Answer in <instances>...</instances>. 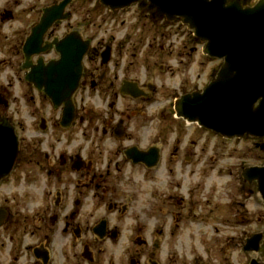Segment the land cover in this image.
Wrapping results in <instances>:
<instances>
[{
	"label": "clouds",
	"instance_id": "9594fccd",
	"mask_svg": "<svg viewBox=\"0 0 264 264\" xmlns=\"http://www.w3.org/2000/svg\"><path fill=\"white\" fill-rule=\"evenodd\" d=\"M138 2L144 4L142 9L153 8V0ZM34 3L31 0L25 7ZM62 3L64 0H48L41 5L40 21L45 9ZM233 3L245 12L255 9L261 0H255L253 6L248 0H222L221 7L229 9ZM8 6L9 0H0V9ZM128 17L127 26H106L87 38L100 42L112 37L118 47L124 42L127 48L106 68L98 64L92 69L94 79L108 78L111 73L110 84L115 87L81 91L80 114L88 120L74 130H61L66 128L61 101L55 103L44 85L28 86L27 77L37 62L25 55L22 62L13 64L7 54H0V98L8 97L0 103L4 107L0 128L11 129L14 138V129L19 128L25 148L46 157L38 168L23 170L20 166L10 179L0 176V208H12L29 222L18 234L4 231L0 235V264H264V251L245 253L242 247L248 239L246 233L253 230L261 232L258 247L264 243V225L257 223L264 221L261 178H253L256 188L252 189V179L244 175L242 156L223 153L215 137L194 132L191 124L162 118L173 94L183 92L189 84L196 87L198 70L181 71L175 59L153 58L148 49L150 36L140 46L139 58L133 60L127 51L135 41L126 37L139 17L135 11ZM64 20L53 21L60 27ZM2 27L15 39L26 26L17 19ZM85 30L84 24L73 27L64 22L60 38H41L40 47L54 48L59 62L57 44L71 33L79 36ZM26 63L30 66L25 67ZM165 63L170 67L165 69ZM157 67L160 71L154 70ZM220 69L201 91L191 94L203 95ZM126 82L134 84L139 95L124 92ZM71 95L62 100L64 106ZM256 99L260 107L264 95ZM259 107L251 104L252 111ZM186 121H198L197 129L202 125L198 118L186 117ZM117 128L120 135L115 134ZM132 149L140 154L154 150V162L131 158L128 152ZM77 160L79 168L73 166ZM208 200L223 210L218 216L210 215ZM242 210L253 223L226 228L225 217L234 220ZM101 223L102 234L95 230ZM138 239L145 242L141 249L135 247ZM37 249L47 254L46 260L35 255Z\"/></svg>",
	"mask_w": 264,
	"mask_h": 264
},
{
	"label": "water",
	"instance_id": "95a60500",
	"mask_svg": "<svg viewBox=\"0 0 264 264\" xmlns=\"http://www.w3.org/2000/svg\"><path fill=\"white\" fill-rule=\"evenodd\" d=\"M98 1L110 10L139 3L138 0ZM69 2L65 0L59 6L44 10L41 21L31 29L23 44L24 56L30 55L31 58L45 52L46 49L40 47L41 38L55 23L53 20L68 18L64 10ZM221 4L222 0H213L211 4L205 3V0H153L150 5L153 8L145 9L153 10L155 19L165 18L168 22L181 20L194 31L196 41L205 43V54L223 60L226 58L218 78L210 82L203 95L185 94L179 101L176 100L177 110L176 102L174 109L177 117L185 120L186 117L198 118L201 127L224 137H264V102L255 111L251 109V104L255 106L258 101L256 97L264 95V0L255 9L245 12H240L235 3L229 9H223ZM140 6L144 7V4L139 5L142 9ZM79 36L75 32L66 36L56 46L61 53V60L49 61L46 63L48 66L44 67L40 58L27 77L37 87L44 85L55 103L61 101L59 106L64 107L66 126L73 118L72 96L78 88L82 59L90 45V42L83 41ZM109 52L106 53L107 57ZM24 66L30 65L26 63ZM71 92V99L64 106L62 100ZM17 154L16 136H12L11 129L0 128V176L9 173ZM152 154L150 157L154 162L155 151ZM244 175L252 182L255 181L254 177L259 176L261 189L264 190V166L246 168ZM259 239L260 235L247 239L244 250H257L258 245L255 244H258ZM252 264L258 263L253 261Z\"/></svg>",
	"mask_w": 264,
	"mask_h": 264
},
{
	"label": "rangeland",
	"instance_id": "374dc122",
	"mask_svg": "<svg viewBox=\"0 0 264 264\" xmlns=\"http://www.w3.org/2000/svg\"><path fill=\"white\" fill-rule=\"evenodd\" d=\"M47 2L48 0H35L33 6L25 7V5L31 3V0L21 1V6L16 9L17 12H15L16 16L14 20H12L11 22H5L13 23L17 19H20L25 23V31L18 35L15 39L6 34L3 31L2 25H0V54H7L11 58L13 64L17 63V61H23L21 44L23 43L25 37L28 35L30 28L34 25V23H36L38 18V15H35L33 10H39L41 8L40 6L46 4ZM252 2H255V0H249V4H251ZM133 11L138 13L139 19L135 24L131 25V33L128 37H126V40L135 41L131 48L128 49L127 54L133 60L138 59L141 51L140 46L143 44L144 40L150 36L151 42L148 44V49L150 50V54L153 58H156L157 60L162 59L165 62L169 58L175 59L176 62L181 66V71H191L194 68L198 70L199 80L196 87L193 88L191 84H189V86L183 90V93L189 90L202 89L203 86H205L210 80L209 78L211 77V69L212 71L213 69L217 70L220 62L212 60L211 58L205 56L202 53L203 45L195 42L192 32H190L186 28V26L182 25L181 23L168 25L164 21L153 22L152 19H150L149 14L147 15L138 11L136 7H132L127 11H116L115 13H110L99 3H97L96 0H74L69 7L71 19L66 23L71 24L73 27H76L78 24L86 25V30L80 33L84 39H87L92 32L106 26H119L121 28L127 26L129 23L128 14ZM29 16H31L32 19H28ZM61 28L62 27L52 29L51 34H49V39H51L52 37H60ZM91 41V48H95L96 50L98 48L100 49L101 47L111 46L113 59L116 57L118 52H123L127 48V44L124 42H121L118 47L114 42V38L112 37L108 38L107 40H101L100 42H97L95 39H92ZM53 56L54 54L45 55L44 59L47 60ZM83 63L86 70L92 71V66L95 61L92 60L91 62H89L88 59H85ZM168 67L170 66L165 63L164 68L167 69ZM154 70L160 71V68L157 67ZM28 86L31 87L30 85ZM88 89L89 88L83 90ZM32 91L33 93L36 92V90L34 89H32ZM81 91L82 90H80L76 95V104L79 110H81ZM158 91L159 89H157V92ZM181 94L182 92L173 94V98L169 102V106L166 109L162 110L163 112H161V116L166 121H170V118L172 116L174 99ZM3 98H5L6 100L8 99L6 94ZM47 101L48 100L45 98V103H47ZM3 114L4 107L0 106V116H2ZM82 117L84 121L88 118V116ZM180 122L182 123V121ZM77 126H79V124L76 125L73 129L69 130H74ZM193 130H195L196 133H202L212 137V134L208 132L204 133L201 129H195V126H193ZM18 133L20 139L21 134L19 128ZM227 142L228 144L223 143L218 147L225 148L221 150L223 151V153L229 156H242L246 161L244 167L264 164V152H261V150L259 149H255L250 138L233 139ZM249 160L252 161L251 164L248 163ZM22 167L24 168L25 166ZM28 169L29 167H25L24 170ZM10 178L11 176L8 179ZM251 188L255 189L254 184L251 185ZM244 215L245 217L249 218L246 213H244ZM257 223L261 224L262 222ZM249 226V224H245L243 227ZM254 231L255 230L250 231L246 233V235L248 236Z\"/></svg>",
	"mask_w": 264,
	"mask_h": 264
},
{
	"label": "flooded vegetation",
	"instance_id": "af4514ba",
	"mask_svg": "<svg viewBox=\"0 0 264 264\" xmlns=\"http://www.w3.org/2000/svg\"><path fill=\"white\" fill-rule=\"evenodd\" d=\"M21 1L22 0H9V6L7 8L0 9V19H3V21L0 22V25H2L5 22H11L12 20H14V18L16 16L15 12H17L16 9H18L21 6ZM73 1L74 0H70V2L68 3L67 7L65 8V12L69 13V7L73 3ZM253 3L254 2H252L251 4H253ZM33 11H34L35 15H38V18H37V21H36V23H38V21H39V13L42 11V9L40 8L37 11H35V9H34ZM66 22H68V20ZM36 23H34V25H36ZM63 23L64 22H62L60 27L63 26ZM54 28H59V27L56 24H54L53 27H51L50 31H48V33L46 35L47 39H49V34H51V30L54 29ZM110 47L105 46V47H101L100 49L98 48L97 50L95 48H92L90 50V55L87 57V59H88L89 62H91L92 60L95 61V63L92 66V69L94 67H96V65H98V64L99 65H103L106 68L108 65H110L112 63L113 54H112V47H111V49H110ZM108 50H110V54L107 57L106 53H107ZM53 57H56L55 54H54ZM53 57H51V58H53ZM90 73H91V71L86 70L85 68H83V76H82V79H81V83H80V86H79L80 88L78 89V92L80 90H83V89H86V88L93 89V90L98 89V88H108L109 91H111L115 87V85L110 84L111 73H108V78H103L102 77L100 79L92 78ZM211 75H212V69H211ZM135 89L136 88H135L134 84L127 83V82L123 85V88H122V90L124 92L129 93V94H131L133 96L139 95L138 91L135 90ZM117 99H119V96H117ZM74 103H75V110H74L73 118H72L70 124L67 125L68 129H66V130L73 129L76 125H78V124H80L82 122H86L88 120V118L85 121L83 120V117L80 114L81 110H79L77 108L76 97L74 98ZM170 121L171 122H180V120H177V119H175L173 117V113H172V116L170 118ZM62 123L64 125H66V121L63 118H62ZM123 123H125V122H122V126H123ZM61 130H65V129H61ZM193 131L195 132V130H193ZM115 134L116 135H120L121 134L119 128L116 129V133ZM211 136L215 137L216 140L219 141L218 142L219 143L218 146H220L223 143L228 144V142L225 139H223V138H220V137H217V136H213V135H211ZM192 143L195 144L196 140H193ZM252 143H253V146H254L255 149H259V150H261V152H264V139H262V140L261 139H254V140H252ZM219 148L220 149H225V148H222V147H219ZM153 151L154 150L150 151L147 154H140V153H137L135 149H132V150H130L128 152V155L131 158H133V159L140 158V160H144L147 163H152L153 161L151 160V157H152L151 155H153L152 154ZM189 158H191V154H189ZM45 159H46L45 156H42V155H40L38 153H36V154L31 153L29 149L25 148V146L23 145L22 141L20 140L19 141V153H18L16 161H15V163H14V165H13L11 171H10V176H12L15 172H17L19 170L20 166L29 167V169L38 168V167L42 166L45 163ZM66 164H67V160H65V165ZM73 166L75 168H79L81 166V162L79 160H77ZM25 167L23 168V170L25 169ZM254 188H256V185H254ZM205 203H206V205L208 207V210L210 212V215L212 217L218 216V214L223 211L222 209L214 207L213 206L214 202H212L211 200H208ZM76 206L81 211L83 210L80 201L76 202ZM183 215H184L183 210H181V219H183ZM58 219L59 218L57 217V220ZM257 222H259V223L262 222L261 223L262 225L264 224L263 221H257ZM28 223L29 222L22 215L18 217L15 214V211L12 208H0V235H2L3 232L7 231V230L9 231V232L7 231L8 233L18 234L21 230L25 229L28 226ZM223 223H224V226L226 228H232V227L244 226L245 224L251 225L253 223V221L250 220L249 218L245 217L244 212L242 210L239 217H237L234 220L229 219L228 217H225ZM103 228H104V225H103V223H101L95 230L98 233L102 234L103 233ZM79 231H80L81 234L83 233V229L82 228L79 229ZM258 232H260V231H258ZM255 233H257V232L254 231L252 234H255ZM252 234H249L248 236H250ZM144 243L145 242L143 241V239H138L135 247L137 249H141V248L144 247ZM243 245H244V243H243ZM256 245H258V244H256ZM257 251H264V243H260L259 244V248L257 249ZM84 254H85V256H88L87 250H85ZM35 255H37L38 257H43L45 260L47 259V254L41 249H37L35 251ZM261 259H264V257H262Z\"/></svg>",
	"mask_w": 264,
	"mask_h": 264
}]
</instances>
